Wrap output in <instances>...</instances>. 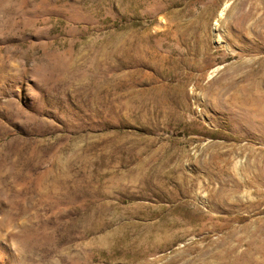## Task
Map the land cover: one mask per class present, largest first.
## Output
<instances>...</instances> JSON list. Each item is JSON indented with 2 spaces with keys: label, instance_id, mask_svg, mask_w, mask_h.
<instances>
[{
  "label": "rangeland",
  "instance_id": "1",
  "mask_svg": "<svg viewBox=\"0 0 264 264\" xmlns=\"http://www.w3.org/2000/svg\"><path fill=\"white\" fill-rule=\"evenodd\" d=\"M263 248L264 0H0V264Z\"/></svg>",
  "mask_w": 264,
  "mask_h": 264
},
{
  "label": "bare ground",
  "instance_id": "2",
  "mask_svg": "<svg viewBox=\"0 0 264 264\" xmlns=\"http://www.w3.org/2000/svg\"><path fill=\"white\" fill-rule=\"evenodd\" d=\"M225 11V10H224ZM257 114V113H256ZM262 254H264V248L261 250Z\"/></svg>",
  "mask_w": 264,
  "mask_h": 264
}]
</instances>
